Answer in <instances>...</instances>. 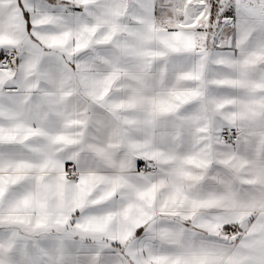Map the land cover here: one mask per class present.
Masks as SVG:
<instances>
[{"label": "snow or ice", "instance_id": "snow-or-ice-1", "mask_svg": "<svg viewBox=\"0 0 264 264\" xmlns=\"http://www.w3.org/2000/svg\"><path fill=\"white\" fill-rule=\"evenodd\" d=\"M0 264H264V0H0Z\"/></svg>", "mask_w": 264, "mask_h": 264}]
</instances>
